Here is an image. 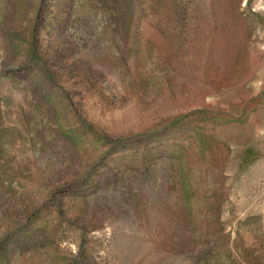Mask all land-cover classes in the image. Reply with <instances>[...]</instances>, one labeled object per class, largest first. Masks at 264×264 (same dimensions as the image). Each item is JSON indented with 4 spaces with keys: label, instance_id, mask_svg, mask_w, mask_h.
Returning <instances> with one entry per match:
<instances>
[{
    "label": "rangeland",
    "instance_id": "1",
    "mask_svg": "<svg viewBox=\"0 0 264 264\" xmlns=\"http://www.w3.org/2000/svg\"><path fill=\"white\" fill-rule=\"evenodd\" d=\"M0 264H264V0H0Z\"/></svg>",
    "mask_w": 264,
    "mask_h": 264
}]
</instances>
